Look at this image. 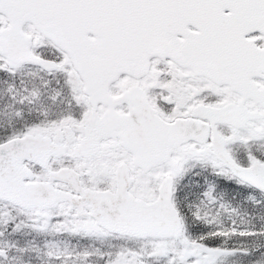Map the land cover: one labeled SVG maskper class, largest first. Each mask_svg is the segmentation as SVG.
I'll return each instance as SVG.
<instances>
[{
  "label": "snow or ice",
  "instance_id": "1",
  "mask_svg": "<svg viewBox=\"0 0 264 264\" xmlns=\"http://www.w3.org/2000/svg\"><path fill=\"white\" fill-rule=\"evenodd\" d=\"M0 264H264V0H0Z\"/></svg>",
  "mask_w": 264,
  "mask_h": 264
}]
</instances>
